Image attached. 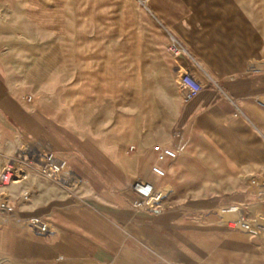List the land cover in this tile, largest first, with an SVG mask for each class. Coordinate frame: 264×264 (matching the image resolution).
I'll return each mask as SVG.
<instances>
[{
	"label": "crops",
	"instance_id": "0c3cea01",
	"mask_svg": "<svg viewBox=\"0 0 264 264\" xmlns=\"http://www.w3.org/2000/svg\"><path fill=\"white\" fill-rule=\"evenodd\" d=\"M75 3L0 0V171L41 138L81 180L73 192L35 171L0 184L12 207L0 209V264H195L205 235L193 215L264 209V65L249 68L264 61V0H90L94 67L64 72L57 62L77 54L62 46L79 39L45 30L62 29ZM32 13L55 14L43 35L29 32ZM172 41L186 52L174 55ZM195 62L205 86L185 103L178 67ZM176 127L178 155L159 162ZM137 176L170 190L157 210L133 208ZM36 216L54 233L29 230Z\"/></svg>",
	"mask_w": 264,
	"mask_h": 264
},
{
	"label": "rangeland",
	"instance_id": "374dc122",
	"mask_svg": "<svg viewBox=\"0 0 264 264\" xmlns=\"http://www.w3.org/2000/svg\"><path fill=\"white\" fill-rule=\"evenodd\" d=\"M83 1L82 3V0H77L78 5L71 4L68 11L62 14V29L55 30L48 27L45 30L48 37L56 34L57 36L79 39L78 44L62 46L72 50L71 53L77 54L76 60L73 54L72 59L68 58L57 62L60 63V66L62 65L61 68L64 72H68L66 70L70 69H77L78 72H90V68L94 67L90 65V0ZM54 16L55 14H47L46 19H42V14L32 13L28 29L31 35H43L45 32L41 27L43 22L46 20L49 25L55 20ZM252 62L259 69L264 65V61L259 59ZM94 63L95 66L97 65L96 68H101L102 61L96 60ZM35 64L37 62H31L32 66ZM47 64L54 66L55 61H48ZM6 162L7 158L3 167ZM28 176L29 172L27 171L22 178H18L14 182L25 180ZM254 184L257 190L261 189V181L256 180ZM4 196L6 193L1 196L0 206L3 202H7ZM227 208L230 209L226 210L225 217L223 216L224 211L221 209ZM193 217L195 218H192L188 223L192 227H198L197 229H200L205 235V238H202L200 243L191 250L196 260L195 264H264V209L262 206L219 207L207 211L205 216L193 215ZM242 221L248 222L252 226V231L242 228L240 224Z\"/></svg>",
	"mask_w": 264,
	"mask_h": 264
},
{
	"label": "built area",
	"instance_id": "2783aa9c",
	"mask_svg": "<svg viewBox=\"0 0 264 264\" xmlns=\"http://www.w3.org/2000/svg\"><path fill=\"white\" fill-rule=\"evenodd\" d=\"M169 49L174 55H182L186 52L184 46L177 41H172ZM194 66H196V62L192 65H180L178 67V78L182 85L181 95L185 103L197 96L205 86L195 74ZM249 68L253 71L258 70V67L253 62ZM255 101L264 108L263 97H256ZM182 139V129L176 127L172 132V141L169 145L156 146L158 161L176 158L181 148ZM151 170L160 177H164L167 174L165 167L158 162L152 165ZM27 171L29 173L35 171L58 185L67 188L70 192H73L74 187L81 181L79 175L69 166L68 160L64 156L57 154L52 145L41 138L25 140L15 155L7 157V162L0 172V182L1 184L14 182L18 178H22ZM133 189L138 194V198L133 202V208L136 211L157 210L170 193V190L166 187L158 186L153 181L139 176L134 178ZM80 200L82 201L81 198ZM0 209L11 211L12 207L8 206L7 202H3ZM26 227L42 236L50 235L55 231L50 221L37 216L29 218L26 222Z\"/></svg>",
	"mask_w": 264,
	"mask_h": 264
},
{
	"label": "bare ground",
	"instance_id": "6f19581e",
	"mask_svg": "<svg viewBox=\"0 0 264 264\" xmlns=\"http://www.w3.org/2000/svg\"><path fill=\"white\" fill-rule=\"evenodd\" d=\"M241 224V227L244 228V229H247L249 231H252V226L248 223V222H243L240 223Z\"/></svg>",
	"mask_w": 264,
	"mask_h": 264
}]
</instances>
